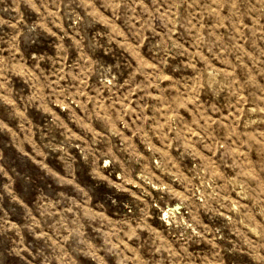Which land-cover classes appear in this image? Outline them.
I'll return each mask as SVG.
<instances>
[{
  "label": "rangeland",
  "instance_id": "1",
  "mask_svg": "<svg viewBox=\"0 0 264 264\" xmlns=\"http://www.w3.org/2000/svg\"><path fill=\"white\" fill-rule=\"evenodd\" d=\"M0 264H264V0H0Z\"/></svg>",
  "mask_w": 264,
  "mask_h": 264
}]
</instances>
